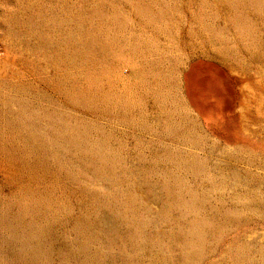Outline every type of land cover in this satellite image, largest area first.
Segmentation results:
<instances>
[{
    "label": "rangeland",
    "instance_id": "1",
    "mask_svg": "<svg viewBox=\"0 0 264 264\" xmlns=\"http://www.w3.org/2000/svg\"><path fill=\"white\" fill-rule=\"evenodd\" d=\"M0 264H264V0H0Z\"/></svg>",
    "mask_w": 264,
    "mask_h": 264
},
{
    "label": "bare ground",
    "instance_id": "2",
    "mask_svg": "<svg viewBox=\"0 0 264 264\" xmlns=\"http://www.w3.org/2000/svg\"><path fill=\"white\" fill-rule=\"evenodd\" d=\"M215 82H216V81H215ZM262 88H263V87H262ZM250 89H251V88H250ZM220 91H221V90H220ZM251 92H252V91H251ZM256 92H257V91H256ZM210 94H211V93H210ZM247 94H248V92H247ZM248 95H249V94H248ZM256 95H257V94H256ZM249 96H250V95H249ZM258 97H259V96H258ZM253 98H254V96H253ZM247 99H248V97H247ZM257 100H258V99H257ZM253 101H254V100H253ZM247 102H248V101H247ZM257 102H258V101H257ZM258 104H259V103H257L256 105H258ZM246 105H248V104H246ZM252 105H253V104H252ZM258 106H259V105H258ZM258 106H255V107L257 108ZM255 107H254V108H255ZM251 108H252V107H251ZM241 109H242V108H241ZM258 109H259V108H258ZM252 110H253V109H252ZM245 111H246V110H245ZM241 113H242V112H241ZM254 114H255V113H254ZM242 119H243V118H242ZM243 120H244V119H243ZM245 120H246V119H245ZM248 120H249V119H248ZM217 122H218V121H217ZM220 122H221V121H220ZM236 137H237V136H236ZM241 137H242V136H241ZM241 137H240V138H241ZM240 138H239V139H240ZM236 139H237V138H236ZM242 139H243V138H242ZM244 141H246V140H244ZM244 141H243V142H244Z\"/></svg>",
    "mask_w": 264,
    "mask_h": 264
}]
</instances>
